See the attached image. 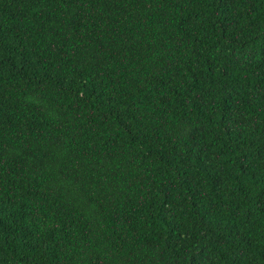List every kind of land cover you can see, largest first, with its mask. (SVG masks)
Listing matches in <instances>:
<instances>
[{
    "label": "trees",
    "instance_id": "obj_1",
    "mask_svg": "<svg viewBox=\"0 0 264 264\" xmlns=\"http://www.w3.org/2000/svg\"><path fill=\"white\" fill-rule=\"evenodd\" d=\"M0 264H264V0H0Z\"/></svg>",
    "mask_w": 264,
    "mask_h": 264
}]
</instances>
